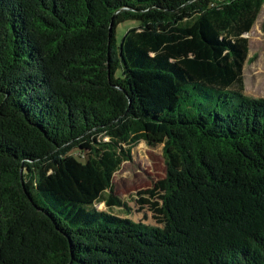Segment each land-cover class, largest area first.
<instances>
[{"label": "trees", "instance_id": "obj_1", "mask_svg": "<svg viewBox=\"0 0 264 264\" xmlns=\"http://www.w3.org/2000/svg\"><path fill=\"white\" fill-rule=\"evenodd\" d=\"M263 4L0 0V264H264ZM141 142L154 225L95 208Z\"/></svg>", "mask_w": 264, "mask_h": 264}, {"label": "rangeland", "instance_id": "obj_2", "mask_svg": "<svg viewBox=\"0 0 264 264\" xmlns=\"http://www.w3.org/2000/svg\"><path fill=\"white\" fill-rule=\"evenodd\" d=\"M137 25V22L129 21L120 24L116 29L118 42L121 43L128 29ZM244 37L250 45L248 61L244 67V93L256 100L264 99V4L251 32ZM165 159L163 145L150 147L145 142L139 143L133 149L132 160L124 162L115 173L113 187L106 192L109 201L96 204L95 208L123 217L131 210L130 218L134 221H143L147 216L146 223L154 225L151 213L137 201L144 197L141 196L144 191L154 188L157 182L165 178Z\"/></svg>", "mask_w": 264, "mask_h": 264}]
</instances>
